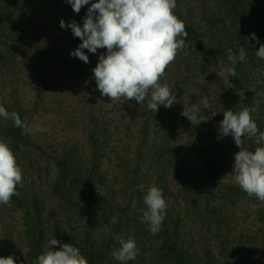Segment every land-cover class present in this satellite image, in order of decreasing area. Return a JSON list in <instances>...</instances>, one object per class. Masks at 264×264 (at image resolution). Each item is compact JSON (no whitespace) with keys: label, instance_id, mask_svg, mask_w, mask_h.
Returning <instances> with one entry per match:
<instances>
[{"label":"rangeland","instance_id":"rangeland-1","mask_svg":"<svg viewBox=\"0 0 264 264\" xmlns=\"http://www.w3.org/2000/svg\"><path fill=\"white\" fill-rule=\"evenodd\" d=\"M33 1L36 23L35 29L31 30L43 41L53 84L39 104L43 114L28 113L26 123L35 145L41 149L21 150L18 165L23 171L29 159L39 161L37 168L42 178L35 185L36 192H53L55 185L52 182L56 181L57 171L52 163L46 166V171L42 169L44 161L50 160L45 154L52 156L57 147L62 149L74 143L80 147L81 156L90 158L91 134L93 141H97L95 148L107 180L100 189L107 201L101 210L91 213L86 208L80 212L66 209L57 196L41 204L40 224H48L44 225L48 233L44 251L53 236L62 243L72 240L79 244L71 233L80 229L79 223L83 220L86 226L90 223L87 230H92V240L88 248L93 251L82 255L95 259V264H120L111 255L112 249L119 247L115 240L117 235L126 239L132 237L139 249L136 259L127 264H173L160 247L162 239L151 234L139 214L133 213L137 206L138 211L145 208L135 194L136 186L141 182L145 186L144 194L149 185L157 186L159 179L158 187L168 196H165L168 208L179 223L177 233L183 246L182 255L191 259L190 264H204L203 255L209 248L222 264H264V204L255 197H248L235 184L231 174L234 155L239 148L230 135L221 137L218 132L223 112L232 110L231 104L235 112L251 106L249 99L241 101L238 91L228 83V64L221 50V46L228 44V33L218 32L217 27L204 26L206 21L214 18L217 3L179 0L181 4L175 15L183 22L192 20L201 28L195 32L196 42L178 51L175 61L166 68L160 80L161 84L170 86L175 103L170 108L160 105L158 111L153 112L147 110L146 102L138 104L124 98L113 102L101 95L92 69L98 63L99 55L106 54V49H98L96 54L85 49L89 63L70 56L81 41L74 37L70 28L62 29L60 20L63 18L65 23L75 20L82 27L87 8L95 0H90L78 14L66 0ZM247 1L244 0L245 5ZM233 28L239 30V23ZM34 32H28L29 38ZM27 48L28 56H31L32 49ZM32 62L34 59L29 58L24 63V76L19 83V94L25 97V102L29 100L28 104L38 86L37 71L30 67ZM39 66L40 63L35 64L38 72ZM31 75L36 78L28 82ZM253 82H257L254 86L260 90L256 100L263 102V72H258ZM6 93L0 87L2 99ZM205 96L211 109H204ZM192 105L201 108L200 117L211 116L212 110L217 113L208 122L192 125L181 115L184 107ZM147 112L156 117L148 121L147 135L142 143L139 142L140 130L145 125L143 116ZM252 118L259 130L264 131V111L252 113ZM249 144L253 145H250L253 150L260 146L245 137L243 149L250 150ZM253 204L257 206L255 209ZM22 216L17 206L0 205V256L13 255L16 264H29L21 233L15 232L10 237L4 233L6 229L21 230L23 223L29 222V216L25 219ZM113 216L117 217L116 223H110ZM223 218L226 221L220 223ZM58 249L59 245L55 246L54 250Z\"/></svg>","mask_w":264,"mask_h":264},{"label":"clouds","instance_id":"clouds-1","mask_svg":"<svg viewBox=\"0 0 264 264\" xmlns=\"http://www.w3.org/2000/svg\"><path fill=\"white\" fill-rule=\"evenodd\" d=\"M75 13L89 5L90 0H66ZM177 0H95L87 8L82 27L75 20L65 23L60 20L62 29L70 28L74 37L80 39L78 47L70 52V56L89 63L85 49L96 54L98 49H106L100 54L98 63L92 69L96 87L110 101L124 98L138 104L146 102L149 111L156 112L160 105L170 108L175 103L168 83H160L166 68L175 61L178 51L186 47L188 32L185 23L175 15ZM249 39L248 37H246ZM252 40L259 44L256 56L264 60V43L253 32ZM254 46V45H252ZM247 53L243 48L237 56L228 50L227 60L230 66L227 73L237 75L235 65L245 61ZM253 88L249 90H253ZM240 100L245 99L244 92H238ZM204 109H211L207 96L203 98ZM261 101L255 100L251 107H244L239 112L231 109L223 112L219 122V136H231L239 151L234 155L232 176L239 189L248 197H255L264 204V131H260L252 118V113L259 111ZM201 108L192 105L183 108L181 115L192 125L208 122L215 117L199 116ZM0 118L11 119L15 127L23 128V122L16 112L8 110L0 104ZM253 140L257 146L254 151L244 150V138ZM22 169L17 163L12 149L4 141H0V205H9L13 196H18L17 186L22 183ZM144 191L143 184L138 186ZM146 206L142 210L141 222L148 225L151 234H157L166 215L168 207L163 190L155 184L149 185L143 195ZM253 209L257 206L252 205ZM113 216L110 223H116ZM118 248H113L111 255L127 264L136 259L139 249L132 237L123 235L115 237ZM59 245L58 250H54ZM0 264H16L13 255L0 256ZM34 264H88L78 247L71 243H62L54 236L47 242V250L39 254Z\"/></svg>","mask_w":264,"mask_h":264},{"label":"trees","instance_id":"trees-1","mask_svg":"<svg viewBox=\"0 0 264 264\" xmlns=\"http://www.w3.org/2000/svg\"><path fill=\"white\" fill-rule=\"evenodd\" d=\"M212 1L214 5L217 3L216 9L214 8V18L208 20V22L206 21L204 26L207 27L210 25L211 28L217 27L219 28L218 32L222 34L228 33L226 40L228 44L221 46V50L224 52V56H226L228 67L230 66L227 60L229 49L237 56L241 48L247 53L245 61L238 62L235 65L237 75L233 77L228 74L227 77L228 83L234 90L244 92L245 98L247 100L249 99V106H252L253 102L258 98L260 90L256 89L257 86H254L257 82H253L252 84L251 81L256 77L258 72H263L264 74V60L256 56V50L260 45L256 44L255 40H252L250 37L251 33L254 32L260 42L264 43V0H249V2L247 1L246 3L247 6L244 4V0ZM180 4L179 0H177V7L174 13L178 11ZM35 23V7L33 0H0V71H2L0 75V87L4 88L7 92V96L4 97V99L0 97V104L10 113H18L24 125L23 128L15 127L11 119L0 118V141H4L12 149L18 164L19 152L21 150L24 151V149L28 148H33L34 150L41 149L39 145H35L33 136H31L30 132L26 129V123L28 122V113H37L38 116L43 114V111L41 112L39 109V104L44 100L46 93L52 90L53 84L51 67L48 64L49 58L44 49L43 41L41 37L37 35L36 31L34 32L31 30L35 29ZM184 23L188 32V36L184 38L185 44L187 46H192V44L196 42L194 38L195 32L200 30L201 26L197 27V24L189 19ZM238 23L240 29L235 30L236 28L233 27ZM28 32H34L33 35L31 34V38L27 35ZM27 45L32 49L31 56H28L29 50ZM29 58L34 59L30 67L33 71H37L35 74L38 78L37 90L31 99V104L27 103L29 100L25 102V97H21L19 94L21 86L19 83L24 76L23 65ZM36 63H40L39 72L36 70ZM34 75L30 76L28 82L31 81V78H36ZM253 86L254 89L249 90L253 88ZM29 95L31 96L32 94ZM262 103H264V100L261 102L259 110L263 112L264 105ZM28 105L31 107H28ZM231 108L232 111L235 112L233 104H231ZM34 109L38 111L35 112ZM153 117L156 116L152 112H147V114L143 116L145 125L140 130L139 142H145L148 129L147 123ZM93 140L94 135L89 134V149H91L90 158L81 156L79 154L81 152L80 147L74 143L62 149L57 147L52 156L45 154V157L50 160L44 161L42 169L46 171V166L52 163L57 171L56 181L52 182L56 186H54L53 192H36L35 185H37L38 180L42 178L37 168V166H40V164L37 163L39 161H33V163L32 160L29 159V161L24 164L22 171L23 180L22 183L17 186L19 195L13 196L11 204L9 205H12V207L17 206L18 209L21 210L24 219L29 216L27 219L29 222L26 221V223H23L21 230L15 228L6 229L4 233L8 237L15 234V232L21 233V237L26 246L29 264H34L36 257L44 252V245L48 239L47 229L44 227L45 224H48L46 222L45 224H40L39 221L42 219L40 206H42L41 204H43L45 200L57 196L62 206L76 212H80L82 209L86 208L92 213L96 209L101 210L103 206L107 205L106 198L100 191L101 187L107 182L106 175L102 170L97 148H95V145H98L96 143L97 141L95 142ZM250 145L252 144H249V149L254 151ZM159 182V179H157V186L160 185ZM136 191L135 194L138 200L143 201V195L145 193L143 194L138 186H136ZM163 196L164 198L165 196L168 197L165 194H163ZM137 208L138 206L135 207L133 213L135 215L139 214V216L142 217L143 208H140L139 211ZM89 216L90 215L87 217ZM223 221H226V219L223 218L220 223ZM79 225L80 229H75V232L73 231L71 233L74 239L79 241V244H77V241L75 242L68 239L69 243L78 247L81 254H90L93 251V249L90 250L88 248L89 241L92 240L90 237V232L92 234V230H87L90 223L86 226L83 220H81ZM178 227L179 223L177 219L173 217L172 210L167 207L165 219L160 231L157 233L158 237L162 239L160 247H162L165 255L172 259L170 261L173 264H190L191 259L188 260V258H184L181 252L183 246L178 237ZM59 230H56V232L58 233ZM187 257H190V255ZM86 259L88 264H95V259L92 257ZM203 262L204 264H222L213 254L211 248L205 251Z\"/></svg>","mask_w":264,"mask_h":264}]
</instances>
